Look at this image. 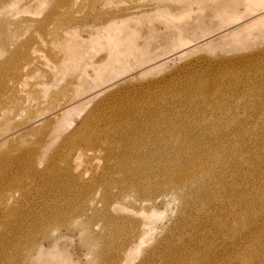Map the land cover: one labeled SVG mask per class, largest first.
Masks as SVG:
<instances>
[{"label":"rangeland","instance_id":"374dc122","mask_svg":"<svg viewBox=\"0 0 264 264\" xmlns=\"http://www.w3.org/2000/svg\"><path fill=\"white\" fill-rule=\"evenodd\" d=\"M263 99L264 0H0V264H47L19 255L44 238L45 249L61 246L51 264H242L232 232L210 230L238 206L215 200L216 217L201 214L198 187L176 183L171 163L164 191L178 188L174 197L116 196L120 181L150 174L152 163L213 152L229 139L243 143L246 168L261 165L257 175L245 171L233 196L263 194L264 139L253 136L264 137ZM107 110L133 112L126 127L138 122L135 131L102 135L84 152L83 135ZM164 135L153 157L147 148ZM216 164L219 176L236 181L234 167L227 174ZM106 179L117 184L105 188ZM106 192L115 196L105 201ZM263 221V249L244 243L253 264H264Z\"/></svg>","mask_w":264,"mask_h":264},{"label":"bare ground","instance_id":"6f19581e","mask_svg":"<svg viewBox=\"0 0 264 264\" xmlns=\"http://www.w3.org/2000/svg\"><path fill=\"white\" fill-rule=\"evenodd\" d=\"M240 75L241 74H239L238 76H240ZM210 89H209V91H210ZM214 92L211 91V93H212L211 95H214L215 94ZM222 92L223 91H221V93ZM254 100H256V99H254ZM261 102H262V105H260V106H258L257 104H255V105H257L259 108H262L263 109L264 108V101H261ZM259 103L260 102H258V104ZM224 104H225V102H224ZM263 111H264V109H263ZM108 113H110L112 115H108ZM133 115H134V113L131 112L130 110H124V111L123 110L122 111L121 110H119V111L113 110L111 112H108V110H107L105 112V114H102L101 117L98 118L99 119V122L98 123H96V120L93 121L92 124L95 125L96 127H98L94 132H88L86 135H83V139L84 140L79 136L80 134L82 135L84 133L83 131H80L79 135H76V137H80L81 140H83L80 143L81 146H82L81 149L84 152H88L89 149H91L93 146L98 145L100 143V136H102V135L104 136V135L110 134V133L115 132V131L121 132V133H127V134H128L129 131H135L138 122L136 123V125L134 126V128L126 127L127 124H128V122L130 120H132ZM225 117H227V116H225ZM239 119H237V120H239ZM78 120H79V117L78 116H74V117H72V119L70 120V122L71 123L78 122ZM167 122L170 124V126H175V122H172V121H167ZM244 127L246 128V126H244ZM258 127H259V125H258ZM154 129H155V133L156 134L160 133V129H163L162 123L159 124L158 126H154ZM240 129H242V128H240ZM220 131L223 132V133H225L224 135L227 136V135H230L233 130H231V131L230 130L229 131H226L225 130L224 131V130H221L220 129ZM244 131H245V129H244ZM252 131H250V132H252ZM152 132H153V130H152ZM250 132H248V133H250ZM243 133H245V132H243ZM248 133H246V134H248ZM262 134L263 133H261V135L260 134H256L258 136H255L253 134L252 135L254 137H257L261 141V140L264 139V137H262ZM89 135H93V136H89ZM250 135H251V133H250ZM229 138H231V137H229ZM229 138H227V139H229ZM237 138H239V134H238V137ZM250 138L248 137V139H250ZM145 139H146V137L144 136L143 140L145 141ZM164 139L168 141V139L164 135V138L159 139V142L157 144H155L154 147L152 146V147L147 148V151H149L150 155H152L153 157H155L156 154H157L155 152H150V150H156V149H158V150H164L165 146L162 145V144H159L160 142L165 141ZM243 140H244V138H243ZM234 141H236V140L234 139ZM234 141L233 140H230V139L227 140V144L226 145H224V146L221 145L222 146V149H220L221 148L220 147L219 150L216 149L213 152L212 151H206V150L202 149V151L200 150L198 153L195 152L194 154L193 153L184 154L183 156H185V157L183 159L176 160V159H174L173 156H169V158L167 160H165L163 163H155V164H153L152 163L153 162V159H151L150 161H147V162L142 161L143 169L147 168L152 163L151 164V169H150V174L152 173V175L150 176V174H148L147 172H143L142 178H139L137 176L136 177L128 176L125 180L123 179V181H120L119 182L121 184H123V183L125 184L123 186L124 187L123 192H121L116 197L124 196L125 194H128L130 192H138L139 191V192H141V194H142V196H143L144 199L150 201V200H153L152 199V196H153L152 194L157 191V192H161V194H162L161 197L162 198H167V197L172 198L173 194L177 192L178 188H175V187L172 188V191H171L172 194L171 193H167V191H164L165 188H168V176H167V173H168L169 163H171V165H172L171 166L172 167L171 170H173L172 175H171V178L173 180H175L176 183H181L183 186L190 185L191 183H193V184H195L198 187L197 191L196 192H193L192 194H195L194 196H196V197L199 194L198 203H200V206H199L200 208H198V211L201 214L207 212L208 215H212V217L215 218L216 215L213 214L214 211H213V208H212V202L215 201V200H221V199H223L225 201L226 199L230 198V200H232V201L229 202L228 204L230 205L231 203H233V205L235 207L238 206V209L235 210L236 212L234 213V216H233L234 218H231L232 215L231 216H228L227 215L226 217H224V219H222V221L215 222V224H213L212 227H210V230L211 231H213V230L216 231L218 229L220 231V230H222V229L225 228V230H223V231H225V233L226 232L228 233V230H229L230 232H232L231 234L233 235V239L235 241V244L238 245V247L240 246L241 248L244 249L245 248V245H247L248 247H246V248L249 249L248 251L254 253L256 248L259 250L258 247H261L262 248V246H263L260 243V242H262L261 241V238H259L256 234H257V232H259L258 231L259 224H262V223H259V221L261 220V216L264 215V195H263L264 193L263 194L262 193L260 194L259 192L254 191V188H252V190H248V191L246 190L247 192L245 190H243L239 196L237 194L235 196H233V189L235 188L236 184H239V182H241V184L243 186H245V184H244L245 183V180H243L244 174H246L245 171H247V172L250 171L251 172V171H253L255 169L257 171V173H255V174L257 175V174H259L261 172V168H260L261 165H259V164H257V163L254 162L251 166L249 164L247 166V168H246L243 165V162L245 163L246 161H248V159L246 160V156L243 154V152H244L243 151L244 147H242V144L243 143H241V145H240L241 147H239ZM77 142H79V141L72 142L73 144L71 146H76ZM254 142H257V140L254 141ZM259 142H257V143H259ZM237 143H238V140H237ZM261 143H264V141L261 142ZM255 144L256 143H254V145ZM262 145H261V147H262ZM255 147H256V145H255ZM75 148H77V147H75ZM245 148L248 149V151H250V147H245ZM263 149H264V146H263ZM140 151H141V148L139 149V152ZM259 152L261 153V151H259ZM256 154H258V153H256ZM256 158H258V157H256ZM254 159H255V157H254ZM258 160H256V161H258ZM211 162L217 163L216 166L218 167V169L219 170L222 169V171L224 169V171L227 174L229 173V169H231V167H234L235 170H233V172H235V171L238 172L237 173V177H236V175L234 177L236 179V181L230 182L226 177H223L222 178L221 176H219L212 169ZM248 162H250V161H248ZM164 167H167V169H165ZM231 171L232 170H230V172ZM247 174H249V173H247ZM253 177H254V175H253ZM262 179L263 180L261 182V185L263 186L264 185V170H263V178ZM253 181L254 180H252V182H250V183L253 184ZM257 181H258V179H257ZM260 181H261V178H260ZM145 182L146 183H149V185L151 184V187L148 186V188H142L144 186V183ZM102 183H103V185H104L105 188L106 187H110V186L112 187L114 184H117L115 182V180H108V179L103 180ZM247 188L249 189L248 186H247ZM201 190H204L205 192L204 191L199 192ZM244 193H245V195H244ZM2 196H4V198L6 197V195H2ZM112 196L114 197L115 195H112L109 192H106V194H104L105 201H108L111 198H113ZM11 197H13V196H11ZM1 198L4 199L3 197H1ZM105 214H107V213H105ZM236 220L238 221L239 225H234L232 227L231 226L232 224L230 225L229 224L230 223L229 221H231V222L234 223V221H236ZM228 225L230 226L229 228L227 227ZM242 225L247 227L245 229H248L246 231H248V234L249 235H247V233L244 234V231H241V229H239V227L242 226ZM135 227H138L137 223H136ZM218 233H220V232H218ZM229 235H230V233H229ZM218 236H220V235H218ZM226 236H228V235H226ZM221 237H222V235H221ZM229 237H231V236H229ZM254 238H257V242L256 243L253 242V239ZM258 239H260V240H258ZM255 241H256V239H255ZM228 242H230V241H228ZM44 243L45 244H50V239L49 238H44L43 241L41 243H39V244L33 243V244L29 245L28 247H26L19 254L20 255V258H27V262L30 261L31 259H34V260L44 261V263H47V264L57 263L59 260L58 261H55V262H50V261L54 257H60L61 256V246L58 245L59 244L58 241H55L51 245L50 249H45ZM244 243H246V244L244 245ZM225 244H227V243H225ZM254 244H257L258 247L255 248ZM230 245H231V248H233L232 247V244H230ZM208 246H209V244H208ZM196 248L194 247L195 250H196ZM212 248H214V247H212ZM241 248H240V250H241ZM246 248L244 250H246ZM226 249H227V247H226ZM243 249H242V252L239 253L238 255L241 258L240 260H242V262L245 264V261L244 260H246L247 257L249 258L251 256L249 255V256H247L245 258L244 257V251H243ZM234 252H235V249H234ZM250 252H249V254H250ZM35 253H36V256L35 257H32V256L35 255ZM192 253H195V252L193 251ZM227 253H229V252H227ZM189 254H191V253H189ZM220 255H222V254H220ZM184 256L186 257V255H184ZM184 256H182V257H184ZM167 257L168 258H171V259H175L174 256H171L170 257V255H167ZM187 257H188V255H187ZM235 257H238V256H235ZM263 257H264V255H263ZM227 258H228V256H227ZM259 258H257V260ZM43 259H45V260H43ZM184 259H186V258H184ZM230 259H231V256H230ZM234 259H236V258H234ZM252 259H254V258H252ZM190 260H192V259H190ZM237 260H239V259H236L235 260V263H236ZM263 260L264 259L262 258V261L261 262H263ZM252 261L255 262V259L254 260H251V259L250 260L249 259L247 260V262H249L250 264H253ZM259 261H258V263H259ZM61 262H62V264H64V261L63 260H61ZM222 263H223V261H222ZM238 264H240V263H238Z\"/></svg>","mask_w":264,"mask_h":264}]
</instances>
